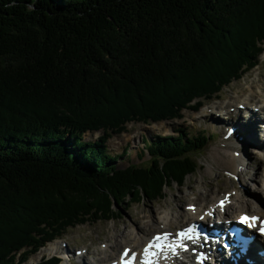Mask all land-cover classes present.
Wrapping results in <instances>:
<instances>
[{"label": "trees", "instance_id": "trees-1", "mask_svg": "<svg viewBox=\"0 0 264 264\" xmlns=\"http://www.w3.org/2000/svg\"><path fill=\"white\" fill-rule=\"evenodd\" d=\"M263 53L264 0H0V264L184 186L208 137L126 168L108 140L199 111Z\"/></svg>", "mask_w": 264, "mask_h": 264}, {"label": "rangeland", "instance_id": "rangeland-1", "mask_svg": "<svg viewBox=\"0 0 264 264\" xmlns=\"http://www.w3.org/2000/svg\"><path fill=\"white\" fill-rule=\"evenodd\" d=\"M252 88L256 93L253 96L251 94ZM262 88H264V53L259 57V65L254 70L247 73L241 80L233 82L218 95V102H204V107L198 112L184 110L182 112L183 118L180 120L150 125L142 123L128 124L126 133L114 135L106 144L109 152L117 158L116 166L126 168L134 164L139 167H148L151 157L147 152V144L154 142L160 137L177 138L179 135H188V138H197L199 135H202L210 139L207 140V146L204 150L196 155L199 162L197 172L186 179L184 186L173 185L170 188H166L164 199L150 202L142 201L129 205L123 204L117 209L118 216L113 220L71 228L62 238L54 241V245L65 248L64 251H68L77 262L92 263V260L96 262L99 260L101 261L99 264H106L103 263L102 258L112 255V248L116 249V255L119 254L122 247L125 244L128 245L130 237L133 238L138 232L141 237H144L149 227L148 225L150 227L153 226L150 232L151 235L156 232H162L165 227L162 226V221H158V218L159 215L165 212L169 213L170 217L173 218L175 225H172L170 229L175 230L177 227L180 228L185 225L178 224L183 210L191 211L194 208V204L197 206L214 204L212 202L216 196L217 198H221L225 194H235L244 197L249 204L243 206V209L252 211V207L256 204L255 198L259 195V188L257 187L261 186L264 180L260 176L262 180L256 182L251 177L255 175V169H264V157L262 156L264 154L261 155L262 152L260 150H257V153L256 151L251 152L250 147L248 148L247 145L243 144L245 142L250 144L256 143L252 142L251 138L248 139L246 136L237 133V131L239 133L243 132L238 125V121L230 123L227 126L226 124L222 125L224 129H227L229 126L230 130L235 131L232 134L228 132V135L231 137L236 135L237 143L233 142L229 146L222 145L227 140L224 136V131L219 130L218 126L220 127L221 123H226L227 121L214 118L211 109H213L214 105L221 106L228 104L229 108L227 109L235 116L238 111V102L241 100L245 101V99L251 98L256 105L261 103V101L264 103V96L260 94L263 91ZM252 106L250 108L254 111ZM255 110H257L256 107ZM256 119L260 121L261 118L256 116ZM251 128L248 126L247 134L249 135ZM100 136L101 132L88 133L85 135L84 140L96 142ZM237 149H245L249 154L248 158H241L243 165L240 166V169L249 170V175L246 178L229 175L221 164L216 163L212 158L213 156L222 155L223 166H225L228 159L233 155L232 151ZM239 153L242 155V150ZM234 157H237L236 154ZM244 157H247V154ZM247 164L248 168L246 167ZM230 206L237 208L240 204L237 201H232V205ZM127 234L131 236L126 239L123 236ZM108 245L112 246V248L106 249L105 247ZM46 246L48 248L49 244ZM77 251H81L82 254L78 255ZM62 253V251L58 252V254ZM54 254H48V251L43 248L32 256L26 264H39L42 260L53 257Z\"/></svg>", "mask_w": 264, "mask_h": 264}, {"label": "bare ground", "instance_id": "bare-ground-1", "mask_svg": "<svg viewBox=\"0 0 264 264\" xmlns=\"http://www.w3.org/2000/svg\"><path fill=\"white\" fill-rule=\"evenodd\" d=\"M262 90H263V88H262ZM251 94H252V96L256 94L254 92L253 88L251 89ZM240 96H242V95H240ZM242 104H244V105L245 104L246 105L250 104L249 98L245 99V101L241 100L240 102H238V105H242ZM250 105H253L252 107L254 108V110H255V107L259 108V112L256 113L255 111L251 110L250 107H248L247 112H245V113L237 112L236 115L234 114L235 116H233V114L228 113V115L226 114L227 115L226 118H228L229 121H227L226 123H221L220 127L218 126V129L219 130H223L224 131V136H226L228 134V132L231 131L230 127L228 126L227 129H224V128H222V125L226 124V126H227L230 123L238 121V125L240 126V128H241V130L243 132L239 133L237 131V133L242 135V136L243 135L246 136L248 139L251 138V141L256 143V144H250L248 142H245L243 144L247 145L248 148L250 147L249 149H250L251 152L256 151V153H257V150H260L262 153L260 151L259 152L261 154H264V140L261 138L262 129L264 127V119H263V117H261V115L264 114V103L262 102V103H259V105H255V104H250ZM225 106H226V108H229L228 104H225ZM222 114H224V113H222ZM203 116H204V114H203ZM256 116L261 118L260 121L256 119ZM247 117H250L251 121L253 123L250 135L247 134L248 133V126H249V125H247V123H249L246 120ZM241 121L246 122V123H242ZM226 140L227 141H224L222 143V145L229 146L233 142L237 143V136L234 135V136H232L230 138H226ZM240 150H242V155H240L241 157H239V158L234 157V155L237 152H239ZM240 150L237 149V150H233L232 151L233 155L231 154L232 156L228 159L227 164L225 166H223L224 165V161L221 158L222 155L213 156L212 157L213 161H215L216 163H220L221 166L224 168V170H226L228 172L229 175H231V176H240L241 178H246L249 175V170L240 169V166L243 165L242 162H241V158H243V159L248 158L249 154L246 152L245 149H240ZM246 154H247V157H244V155H246ZM263 157H264V155H263ZM248 164L246 166L247 168H248ZM255 171H256V173H255V175H253V177H251V179L255 180L256 182L257 181L259 182L260 180H262L261 178H263V180H264V169L263 170H256L255 169ZM260 176H262V177L260 178ZM262 182H264V181H262ZM258 187H260L259 188V195H258L257 198H255L256 204L252 207V211L243 209V206H246V205L249 204L246 198L244 199V197H240V196H237L235 194H232V195L225 194L221 198H217V196H216V198L214 197V200L212 202L214 204H211V205H207V206L199 205V206H197L195 204L194 205L190 204V205L195 206L194 211L197 212V215L194 214V211H190L189 212L188 210H183L182 213H181V217H180V219L178 221V224L180 225V223H181V224H185V226H186L187 224H190L192 222H197L199 220V217L202 216L203 214H205L207 211H208V213H211L214 208H217L218 210H220L221 201H223L225 203H227L228 201H237L240 204V206H238L237 208H233L232 206H229V207H227V208H225L223 210V213L225 215L229 216V218H232L235 215L239 216L241 213H245V212L246 213L249 212L250 214H255V215H261V216L264 217V183L261 186H258ZM158 221H162V226L165 227V229L162 232L171 231L170 227L172 225H175V222L173 221V218H171L169 213H167V212L159 215ZM148 226L149 227L147 229V232L144 234V237H141L139 232L136 233V235H134L133 238L130 237L131 236L130 234H127L126 236H123L126 239L130 237L129 238L130 240L128 239L129 240L128 245L125 244L123 247H131L133 249V251H136L137 249H142L144 243L149 238H151L152 235H153V234L152 235L150 234L151 229L153 228V226L152 227H150V225H148ZM177 228H179V227H177ZM122 242H121V244H122ZM109 247L112 248V246H110V245H108L105 248L107 249ZM116 248H117V246H116ZM44 249H46L48 251V254H53L54 252H60V251H64L65 250V248H63L61 246H56V245H54V243L49 244L48 248L46 246V248L44 247ZM115 250L116 249L112 248V253L113 254L108 256V257H106V258H104V257L102 258L103 259V263L110 264L114 260H117V258L119 257V254H120L121 251L119 252V254L116 255L115 254V252H116ZM203 251H204L203 252L204 254L207 253V251H205V250H203ZM208 257H209V255H208ZM201 261L203 262V264L207 263L204 260H201ZM100 262L101 261L97 260L96 263L99 264ZM197 263L200 264V262H197ZM64 264H66V263H64ZM67 264H69V263H67ZM227 264H233V263L229 260ZM239 264H244V263L240 262Z\"/></svg>", "mask_w": 264, "mask_h": 264}, {"label": "snow or ice", "instance_id": "snow-or-ice-1", "mask_svg": "<svg viewBox=\"0 0 264 264\" xmlns=\"http://www.w3.org/2000/svg\"><path fill=\"white\" fill-rule=\"evenodd\" d=\"M221 205H223V201H221ZM257 218L256 217H248V216H244L241 218V223H248L249 220H256ZM193 231V229L189 228L186 232H181L180 233V236L184 237V236H187L188 233H191ZM260 231L262 233H264V227H262L260 229ZM167 233L165 234V238L167 237ZM188 238H191V237H188ZM162 239L161 236H156L153 240V242L149 243L148 246L144 249V255L147 257L149 256V250L152 249V248H161V245L159 243H157L158 241H160ZM174 247V246H173ZM152 256H155L156 253L155 252H152L151 253ZM129 256V250H125L124 253H123V257L126 258ZM136 262V256L133 255L131 257V259H122V264H135ZM146 264H154V262L152 260H147L146 261Z\"/></svg>", "mask_w": 264, "mask_h": 264}]
</instances>
